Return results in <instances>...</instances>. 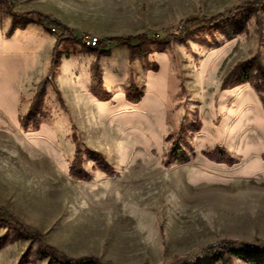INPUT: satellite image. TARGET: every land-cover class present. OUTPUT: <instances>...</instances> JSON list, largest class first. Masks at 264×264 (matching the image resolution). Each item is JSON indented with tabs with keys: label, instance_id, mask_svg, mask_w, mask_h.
<instances>
[{
	"label": "rangeland",
	"instance_id": "374dc122",
	"mask_svg": "<svg viewBox=\"0 0 264 264\" xmlns=\"http://www.w3.org/2000/svg\"><path fill=\"white\" fill-rule=\"evenodd\" d=\"M244 1L13 0L75 32L58 46V27L17 22L11 34L0 3V211L38 238L0 221V264H50L42 246L108 264H172L221 241L264 246V93L254 71L221 90L239 63L258 55L264 66V8L212 33L200 21ZM187 20H198L192 34L133 59L126 45L85 44L161 42ZM78 144L114 175L85 155L90 178L76 180ZM215 150L235 164L205 156Z\"/></svg>",
	"mask_w": 264,
	"mask_h": 264
},
{
	"label": "trees",
	"instance_id": "16d2710c",
	"mask_svg": "<svg viewBox=\"0 0 264 264\" xmlns=\"http://www.w3.org/2000/svg\"><path fill=\"white\" fill-rule=\"evenodd\" d=\"M0 3L6 5L13 19V25L10 33L12 34L16 30L17 22L23 26L36 24L45 28H60L63 30L61 36L57 40L56 46L59 45L62 39H76L74 37L75 32L70 30L67 26L61 24L58 21L52 20L49 17L37 13H18L14 11V5L10 0H0ZM264 8V0H252L244 1L239 5L227 9L212 17H202L200 19L202 24V30L212 33L218 31L221 28H225L227 24H236L240 21L247 20L252 16H258L259 12ZM198 22L189 21L185 22V25L181 28L180 35H167L164 32L158 34L161 42H157L156 39H149L146 34H139L136 36L127 37H111L98 42L97 49H103L108 45L112 44H122L126 45L130 49L131 59L136 56L145 55L150 51L151 45H158L162 48L165 44H170L175 41H180L182 38L192 34V26L194 23ZM79 41V40H76ZM56 49L54 50V55H56ZM258 74V81L255 84L256 89L259 92L264 93V66L259 60L258 55L250 60L239 63L236 65L231 72L223 80L221 90L226 91L233 88L236 85H243L245 83L251 82L250 74L252 72ZM134 95V94H132ZM108 98V95L104 96V100ZM137 99H130L131 103H138ZM176 154L180 152L176 150ZM85 155H88L91 159L99 161L98 169L110 176L114 175L111 166L107 165L99 153L83 150L81 145H77L75 152L74 165L72 166V176L79 181L89 180L90 176L82 168ZM205 156L219 164H227L229 166L235 164L234 159L227 155L225 150H215L212 153H205ZM179 158H176V160ZM101 161V162H100ZM184 161V160H179ZM177 161V162H179ZM0 221L4 223L9 230L18 232L24 238L38 240L35 236L31 235L27 228L19 222L15 217H13L7 211H0ZM40 257L47 258L50 264H108L104 263L94 257H84L79 259L70 258L59 254L51 246H42L40 248ZM204 256V259L198 262V257ZM199 256L178 260L172 264H234V260H242L247 264H264V246H252L236 241H221L215 246L204 250Z\"/></svg>",
	"mask_w": 264,
	"mask_h": 264
},
{
	"label": "built area",
	"instance_id": "2783aa9c",
	"mask_svg": "<svg viewBox=\"0 0 264 264\" xmlns=\"http://www.w3.org/2000/svg\"><path fill=\"white\" fill-rule=\"evenodd\" d=\"M54 31V29H53ZM99 40L96 38H90V37H86L85 38V44L89 47V48H94L98 45Z\"/></svg>",
	"mask_w": 264,
	"mask_h": 264
},
{
	"label": "crops",
	"instance_id": "0c3cea01",
	"mask_svg": "<svg viewBox=\"0 0 264 264\" xmlns=\"http://www.w3.org/2000/svg\"><path fill=\"white\" fill-rule=\"evenodd\" d=\"M12 3H13V5H14V2H13V0H10ZM10 13V12H9ZM4 27V26H3ZM3 27L2 26H0V35L3 33Z\"/></svg>",
	"mask_w": 264,
	"mask_h": 264
}]
</instances>
